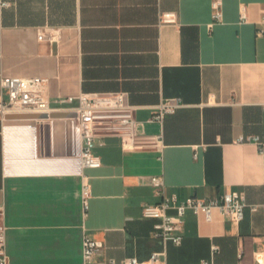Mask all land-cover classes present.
<instances>
[{
	"label": "crops",
	"instance_id": "0c3cea01",
	"mask_svg": "<svg viewBox=\"0 0 264 264\" xmlns=\"http://www.w3.org/2000/svg\"><path fill=\"white\" fill-rule=\"evenodd\" d=\"M7 1L0 92L3 75L40 76L51 96L49 112L0 116L10 264H83L85 235L105 244L97 261L159 252L168 264H264V143L238 140L264 137V0H222L219 20L215 0ZM166 12L176 21L165 22ZM117 91L138 107V131L162 135V146L126 150L107 136L94 146L102 166L84 169L78 101L59 99ZM171 99L181 106L151 121ZM83 173L92 183L87 209ZM154 175L180 201L238 190L244 218L188 211L181 244L156 236L142 213L161 200Z\"/></svg>",
	"mask_w": 264,
	"mask_h": 264
},
{
	"label": "built area",
	"instance_id": "2783aa9c",
	"mask_svg": "<svg viewBox=\"0 0 264 264\" xmlns=\"http://www.w3.org/2000/svg\"><path fill=\"white\" fill-rule=\"evenodd\" d=\"M10 5L7 0H0V9ZM222 0L213 3V17L222 18ZM241 18L246 19V9L243 8ZM165 22H175L176 14H163ZM264 22V14H263ZM264 33V28L260 29ZM43 36V33L40 34ZM47 77L2 76L0 92V116L36 114L50 111L51 96L47 91ZM63 103L78 101L75 107V117L82 135L81 160L83 168H98L102 166L101 157L95 153L96 142L102 143L107 136H117L123 141L126 150L160 148L163 143L162 135L140 133L139 120L136 112L138 107L128 102L125 92L110 93L81 92L78 96H66L59 99ZM181 106L179 99H171L157 105L150 117L151 121L163 120L165 115L173 113ZM239 141H254L259 145L264 143L260 135H242ZM155 192L161 196L157 203L143 205V217L154 219V234L179 245L184 239L185 215L188 211L196 215H203L212 220L215 212L227 216L231 222L239 223L244 218V209L248 205L242 192L231 189L213 197L189 196L180 201L176 193L168 194L161 176L154 175L150 179ZM92 196V183L89 175L83 173L82 200L84 208L88 207V200ZM175 209V213H170ZM105 244L101 240L88 235L83 237V264H168L166 257L154 252L146 260L137 257H127L123 260L110 257L105 261H97L98 255L104 250ZM214 250L219 248L213 246ZM0 264H10L7 252V226L4 221V207L0 205ZM203 264H207L204 262Z\"/></svg>",
	"mask_w": 264,
	"mask_h": 264
}]
</instances>
